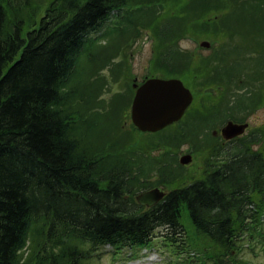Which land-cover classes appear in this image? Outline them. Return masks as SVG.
I'll return each instance as SVG.
<instances>
[{
	"label": "trees",
	"instance_id": "obj_1",
	"mask_svg": "<svg viewBox=\"0 0 264 264\" xmlns=\"http://www.w3.org/2000/svg\"><path fill=\"white\" fill-rule=\"evenodd\" d=\"M253 1L0 0V264H87L106 246L147 248L158 237L173 254L198 253L211 264H247L246 240L260 245H252L255 257L264 254V132L221 147L205 132L213 120L193 108L191 124L149 145L189 144L210 159L198 178L158 180L171 189L145 209L134 196L168 162L143 153L152 135L124 126L133 95L104 97V69L109 80L127 71L113 55L148 31V75L181 79L197 101L233 100L235 112L264 101V0ZM254 13L262 44L258 36L249 42L239 22ZM200 35L229 42L192 70L194 57L175 43ZM213 87L218 96L201 95Z\"/></svg>",
	"mask_w": 264,
	"mask_h": 264
},
{
	"label": "rangeland",
	"instance_id": "obj_2",
	"mask_svg": "<svg viewBox=\"0 0 264 264\" xmlns=\"http://www.w3.org/2000/svg\"><path fill=\"white\" fill-rule=\"evenodd\" d=\"M253 2L256 3V0ZM260 13H254L253 17L250 18L249 15H246V17L242 18L239 22L242 23V26L245 28V31H247L246 34H244V37L250 42L251 39L256 38V36L259 37V41L262 44V38L259 36V29L260 25H262L261 18H259ZM228 24L230 26H234V20L232 18H228ZM107 32H109L108 28H105ZM104 32V33H107ZM114 33H118L117 31ZM257 33V34H256ZM262 33V32H261ZM256 34V35H255ZM109 37V36H108ZM154 38L148 31H143L141 35L133 40H130L129 43H126L122 49L120 50V53L118 55H113L114 62H120L122 63L123 69H127L126 74L121 76L119 73L115 76H113L110 80L112 73L109 72L107 68L104 69V74L108 76V93H104V97H106V100L110 99V96L112 94H116L118 92H124L129 91L130 95H133L134 92L132 90V80L134 78H138V80L142 79L144 76H147L148 69H149V61L150 58L153 55V45H154ZM208 42L210 44L209 48H204L200 44L202 42ZM117 42H122L121 38H117ZM228 41H225L224 38H214L212 36H204L200 35L199 37L192 38L189 36H185L182 38L177 39V42L175 43L176 49L183 51L189 55H192L194 57V61L192 63L191 69L197 70L198 67H196V63L200 62L201 57L202 58H210L215 50H217L218 46L222 45L223 43H227ZM237 42H241L240 37L237 38ZM115 43V44H116ZM117 48V47H116ZM243 51V50H241ZM252 56V55H250ZM125 63V64H124ZM261 63V62H260ZM127 66V67H126ZM264 67V62L262 63V66L259 67V70L261 71V68ZM197 73V72H195ZM156 78H163L168 79L166 75L162 74H155ZM181 80V79H180ZM182 81V80H181ZM183 82V81H182ZM185 87L191 90V87L188 84H185ZM257 85L260 86L258 83ZM264 85V83H263ZM211 94L213 96H218L221 91H217L215 87H213L212 90H203L201 95H208ZM235 94V93H234ZM229 97H227L228 99ZM195 99V97H194ZM198 101L195 99L192 103V108H200V110L204 111L206 115H208L209 118H211L212 125L208 127V129L205 132H208L214 138V143L220 144L221 147H226L227 145L222 137L220 136V128L227 122V121H238L232 118L237 119H244L245 123L248 124V128L244 132V134L240 137H244L246 135L252 134L255 131H259V133L264 132V101H253L250 106L247 109H243L240 111H234L232 108H230L228 105H231L234 107L233 100L231 101H222V96L220 98L216 97L217 101H201L200 97H197ZM231 103V104H229ZM195 114V109H193L191 112L187 113L185 117L181 120L183 123H190L191 124V117ZM217 117H214L216 116ZM126 125L131 124L130 122V106L126 114ZM181 127V124H180ZM177 127L176 129H178ZM173 130H168L167 132H171ZM216 132L215 135H212L213 132ZM149 135V134H147ZM151 135V134H150ZM155 136H147L146 139H143L146 143L147 141V147L142 148L146 155L150 157H158L161 154H163L164 162H168V168L164 169V173H157V170L159 168H156L155 172H152L151 177L148 180L147 188L148 190L152 189H159L160 191L164 192L166 195L170 191V187H163L161 185L157 184L158 180H162L163 178H168L170 176H173L178 181H190L191 179H195L201 176L202 171L204 170L206 166V161L210 159V153L209 151L205 150L203 151L201 148H198L196 150H192L193 147L189 144H183L179 148H162V147H151L149 144H152V142H157L160 140V133L154 134ZM154 144V143H153ZM253 147V146H252ZM260 147V145H258ZM257 147H253V149H256ZM166 149V150H164ZM164 151V153H162ZM167 155H164L166 154ZM190 154L191 155V161L187 166L181 167V164H179V159L181 156ZM224 157L221 155V158ZM169 158V160H168ZM177 159V163H175V160ZM161 169V168H160ZM162 170V169H161ZM162 178V179H161ZM182 178V179H181ZM184 179V180H183ZM174 186V184H173ZM145 190V191H148ZM165 195V196H166ZM137 196V195H136ZM164 196V197H165ZM159 203V202H158ZM145 209H149L145 206H141ZM183 224L190 228V224L188 220L182 219ZM260 223H264V215L260 218ZM242 247L240 248V252L243 253L242 258L248 260L247 264H264V254L260 252L259 255L255 257V254L252 252V245H255V252H259L261 248L259 249L260 245H257L255 241H252L250 244L248 240L244 241ZM248 242V243H247ZM155 245L153 244L151 249L142 257V252L136 251V255L139 256L137 259L138 261L131 262V263H139V264H198L196 261L195 256L189 255L190 257L187 258L186 254H183L182 257L175 256V254L172 253L171 249L169 247H165L162 244V240L160 237L155 239ZM195 244L201 248L202 245L199 242H195ZM208 246V244L206 245ZM242 249V250H241ZM132 252L130 250H123L121 253L116 254L115 260H113L112 252L108 248H104L101 250L98 254V256H94L90 261L87 262V264H130L127 263L130 258L129 255ZM144 253V252H143ZM196 254V253H195ZM150 256V261L143 260L145 257ZM133 261V260H130Z\"/></svg>",
	"mask_w": 264,
	"mask_h": 264
},
{
	"label": "water",
	"instance_id": "obj_3",
	"mask_svg": "<svg viewBox=\"0 0 264 264\" xmlns=\"http://www.w3.org/2000/svg\"><path fill=\"white\" fill-rule=\"evenodd\" d=\"M209 48L206 41L200 44ZM193 95L179 79L146 80L139 86L134 94L130 119L133 126L141 133H156L178 122L191 105ZM248 128L247 123L228 121L221 128L220 135L226 140H232L244 134ZM191 161L190 155H184L179 163L183 166ZM165 193L155 188L135 196L134 200L140 206L151 208L160 202Z\"/></svg>",
	"mask_w": 264,
	"mask_h": 264
},
{
	"label": "flooded vegetation",
	"instance_id": "obj_4",
	"mask_svg": "<svg viewBox=\"0 0 264 264\" xmlns=\"http://www.w3.org/2000/svg\"><path fill=\"white\" fill-rule=\"evenodd\" d=\"M134 80H135V79H134ZM145 80H146V78H142V79H140L138 82L135 81V83H137V87L140 86ZM133 82H134V81H133ZM133 85H134V84L132 83V86H133ZM137 87H136V88H137ZM132 88L134 89V94H135V90H136V88H134V87H132ZM215 134H216V132L214 131L212 135H215Z\"/></svg>",
	"mask_w": 264,
	"mask_h": 264
},
{
	"label": "bare ground",
	"instance_id": "obj_5",
	"mask_svg": "<svg viewBox=\"0 0 264 264\" xmlns=\"http://www.w3.org/2000/svg\"><path fill=\"white\" fill-rule=\"evenodd\" d=\"M123 251V250H122Z\"/></svg>",
	"mask_w": 264,
	"mask_h": 264
}]
</instances>
